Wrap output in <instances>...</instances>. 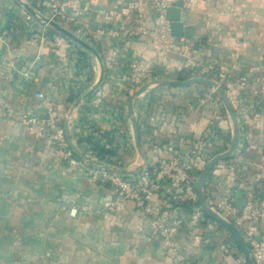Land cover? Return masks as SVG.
Instances as JSON below:
<instances>
[{
	"label": "crops",
	"instance_id": "0c3cea01",
	"mask_svg": "<svg viewBox=\"0 0 264 264\" xmlns=\"http://www.w3.org/2000/svg\"><path fill=\"white\" fill-rule=\"evenodd\" d=\"M48 1L0 0V220L8 222L0 235L8 236L9 259L22 256L23 264H246L230 231L200 205L164 206L167 215L184 221L177 254L153 229L151 217L130 202L99 217L79 213L83 206L100 209L114 202L115 190L92 183L82 159L78 165L68 162L55 128L37 135L26 118L44 117L50 108L69 146L98 136L114 151L101 157L130 168L137 163L129 111L133 92L127 85L131 58L154 63L152 80L203 77L201 68L212 65L226 77L222 86L236 109L240 139L232 156L208 174L204 198L230 222L258 203L264 240V0H172L183 3L190 22L164 63L156 60L148 36L123 34L139 25L150 27L159 0H58L62 12L76 21L63 28L81 29L78 38L88 48L68 37L71 47L52 39L61 32L29 10L43 14ZM186 43L189 58L182 54ZM133 110L149 168L184 157L190 141L211 157L231 145L233 121L209 86L146 92ZM156 198L169 197L158 189ZM225 203L233 209L229 216ZM72 208L78 210L75 217Z\"/></svg>",
	"mask_w": 264,
	"mask_h": 264
},
{
	"label": "built area",
	"instance_id": "2783aa9c",
	"mask_svg": "<svg viewBox=\"0 0 264 264\" xmlns=\"http://www.w3.org/2000/svg\"><path fill=\"white\" fill-rule=\"evenodd\" d=\"M172 5H174L172 0L157 1L155 5L157 13L151 21L150 27L139 25L134 30H128L123 33L126 36L136 38L148 36L152 42L156 60L161 63L167 60L177 39L172 34L171 23L166 19V10ZM45 7L46 10L44 9L43 14H39L48 18L50 22H55L60 27H63L65 23H76L73 17L66 16L62 12L58 0H49ZM46 25H50V23L46 22ZM70 29L69 31H71ZM98 32L102 33L103 30H99ZM73 34L79 37L83 34V31L77 29ZM115 34L118 35L117 33ZM52 39L60 45L67 47H71L72 45V42L61 33L54 34ZM190 51V43H186L182 51L183 56L189 58ZM216 72V69L212 65H205L200 70L204 78H209L223 85L226 82L225 75L222 72ZM155 73L153 62L132 57L128 67V88L133 93L136 92L144 84L153 81ZM241 84L245 85V83ZM81 88V85H77V94L80 93ZM38 97H41V95L39 94ZM26 123L31 131L37 135H42L46 129L55 128L60 150L71 165H78L81 161V155L99 166L123 168L115 159L111 161L108 158L99 156L86 140L77 146L70 147L64 138L63 128L58 126V119H56L54 112L50 108L45 111L44 117H29L26 118ZM97 137L95 136L94 138ZM211 158V156L202 150L200 143L190 141L184 157H177L157 167L152 166L148 171L137 176H124L107 170L95 169L86 164L89 180L92 183L110 185L116 192V200L106 203L100 209L83 206L79 213L89 217H99L106 209H114L124 203L130 202L151 217L153 229L163 240L164 244L177 254L176 237L184 221L181 217L171 218L164 212V206L167 202L180 206L187 203L199 205L196 190L197 182L201 171ZM158 189L163 190L169 198L158 200L156 198ZM223 207L225 208L226 216L233 213V209L229 203H225ZM77 213L78 210L72 208L70 215L75 217ZM261 218V208L258 203H255L250 207L245 216L235 215L231 221L239 229L249 249L253 264H264V240L260 236Z\"/></svg>",
	"mask_w": 264,
	"mask_h": 264
},
{
	"label": "water",
	"instance_id": "95a60500",
	"mask_svg": "<svg viewBox=\"0 0 264 264\" xmlns=\"http://www.w3.org/2000/svg\"><path fill=\"white\" fill-rule=\"evenodd\" d=\"M29 10L35 17H37L38 19L43 20L45 22H49L50 25L54 26L58 31H60L63 35H65L69 39H71V40L75 41L76 43L81 44V45L88 48V46L80 38H78L76 35H74L70 31H68L67 29L58 26L55 22H50L48 18L38 14L34 10H32L30 8H29ZM166 19L171 23L173 36L177 39L184 38L186 35L184 28H185V26H187L189 24L190 19H189V16L187 14L183 13V3L182 2H177L176 4L167 8ZM192 85H205V86L211 87L213 89L214 93L219 95L221 97V99L223 100V102H224V104H225V106H226V108H227V110L231 116V119L233 121V127H234L233 128V137H232V141H231V145H230L229 149L225 153H222V154H219V155L212 157L207 162V164L205 165V167L203 168V170L200 173V176H199V179L197 182V187H196L199 205H200L201 209L206 214L211 216L213 219L218 221L220 224L225 226L230 231V233L233 235L234 239L237 241V243L240 247V250H241V252L245 258V263L246 264H253L252 259L250 257L249 249H248L246 243L244 242L239 229L235 225H233L231 222L225 220L220 215L215 213L213 211V209L207 205L205 198H204V193H203L204 182H205L208 174L212 170V168L218 162L223 161V160H227L232 156L233 152L235 151V149L238 146L239 139H240V130H239V124H238V118H237L236 111L231 106L230 101H229V99L225 93V90L223 89V86L219 82L211 80L209 78H204V77H196V78H190V79H185V80L158 79V80L149 81L148 83H146L142 87H140L136 92H134L130 96V99H129L130 119H131L133 129H134L135 147H136V151H137V163H136V165L133 167H130V168H111V167L96 165L81 155H80V158L86 164H88L89 166H91L95 169L107 170V171L118 173V174H121L124 176H137V175H140V174L148 171L149 164H148L147 159L144 155V152L141 148L138 121H137V118H136V116L134 114V110H133L134 101L140 95H142L146 92H152V91L159 89V88H162V87H174V88H180L181 89V88L190 87ZM97 86L98 85H95L93 90H91L87 95L80 98L75 103L70 114L76 109V107L80 103L86 101L87 99H89L91 97V95L93 94V92ZM244 206H245V202L240 201L239 202V208L242 209V208H244ZM238 216H241V214H238Z\"/></svg>",
	"mask_w": 264,
	"mask_h": 264
},
{
	"label": "rangeland",
	"instance_id": "374dc122",
	"mask_svg": "<svg viewBox=\"0 0 264 264\" xmlns=\"http://www.w3.org/2000/svg\"><path fill=\"white\" fill-rule=\"evenodd\" d=\"M7 224V220H0V228H3L4 233ZM8 247H10L8 243V236L6 234L0 235V264H13V260L15 261V264H23L22 256H18L16 259H9L10 252L8 251Z\"/></svg>",
	"mask_w": 264,
	"mask_h": 264
},
{
	"label": "trees",
	"instance_id": "16d2710c",
	"mask_svg": "<svg viewBox=\"0 0 264 264\" xmlns=\"http://www.w3.org/2000/svg\"><path fill=\"white\" fill-rule=\"evenodd\" d=\"M184 78L183 77H180L179 80H183ZM231 106L234 108V105L232 104V102H230ZM234 110L236 111V109L234 108ZM237 114V112H236ZM58 124H62L61 121L58 123ZM108 139V144L111 145L112 142H113V136H112V133L110 134H106L105 135ZM101 138H95V139H92L91 137L88 138L86 141L88 142V144L91 146V148L99 155V156H102V155H105V154H108L110 156H113L114 155V151L110 148H106L105 146L101 145ZM71 147V145H70ZM204 190H205V186H204Z\"/></svg>",
	"mask_w": 264,
	"mask_h": 264
}]
</instances>
